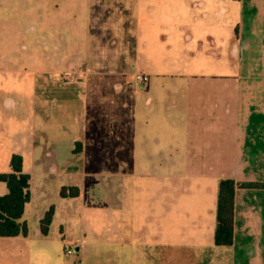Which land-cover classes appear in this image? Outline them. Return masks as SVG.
Instances as JSON below:
<instances>
[{
  "label": "crops",
  "instance_id": "obj_1",
  "mask_svg": "<svg viewBox=\"0 0 264 264\" xmlns=\"http://www.w3.org/2000/svg\"><path fill=\"white\" fill-rule=\"evenodd\" d=\"M58 1L74 14L78 0ZM83 2L104 7L114 39L101 43L87 19L71 48L50 42L52 52L38 56L28 5L20 19L17 0H0V173L20 155L30 192L20 219L28 234L0 237V264H264V188H235L233 243L212 241L219 180L264 183V0ZM95 11L87 12L102 19ZM84 65L95 94L104 69L123 76L131 65L149 76L135 90L139 131L125 144L132 172L108 175L105 194L86 205L97 178L80 142L87 85L61 79ZM62 186L78 196L60 197ZM51 206L44 236L39 222Z\"/></svg>",
  "mask_w": 264,
  "mask_h": 264
},
{
  "label": "rangeland",
  "instance_id": "obj_2",
  "mask_svg": "<svg viewBox=\"0 0 264 264\" xmlns=\"http://www.w3.org/2000/svg\"><path fill=\"white\" fill-rule=\"evenodd\" d=\"M17 4L19 5L18 18L20 19L27 13L25 7L27 5L29 7L27 10L30 13L29 19L33 20V37L35 39L34 43L30 44L29 47L35 55L39 56L43 55V53L52 52L50 42L62 44L67 39L69 41L68 48H71L73 44L70 43L72 41L70 38L74 36V33L80 37L84 35L79 26L86 23L87 19L89 22L92 20L90 22L91 34L99 37L98 39L101 43H107V40L114 39L115 31L109 30V28L105 31L104 28L108 23L104 7L97 9L90 7V9L87 8L86 10L83 0H78L74 14L68 16L69 11L67 9H65V12L63 7H61L60 11L58 8L56 9V7L60 6L58 0H17ZM32 8L34 11L33 18ZM88 10H90L92 15L94 12L98 13L95 10H100L104 16L100 20L94 19L89 15ZM64 16L67 18L66 26H63ZM109 23L111 22L109 21ZM107 45L110 46L111 44L108 43ZM121 56H123L122 53ZM69 64L72 65V62L69 61ZM118 64L120 65V63ZM120 67L123 68L122 66ZM88 70L86 65L76 69H67L64 72L65 75L63 74L61 77L63 80L70 77V79L74 80L72 82L82 81L87 85L85 86L86 88H80L81 92L87 93L88 101H90V108L87 111V116H83L84 125L82 124L84 127L83 132L87 133V135L80 142L84 144L87 151L86 158L89 164L86 166V172L95 174L97 178L95 183H90L84 189V199L82 200L85 205L87 202L92 201L93 198L95 200L105 194L108 175L111 173L121 176L131 174V152L127 154L125 148L128 149V146L126 147L125 144H131L134 135L139 131V125L133 122V115L139 107V98L135 93L138 85L125 82V77L133 73L132 66L127 65L121 69L123 76H114L110 73L108 74L106 69L102 70L101 72L104 73L99 76V84L103 88L99 90L98 94L91 91V86L94 85L93 79L96 76L92 75ZM63 83L67 82L63 81ZM118 85H121V87H117ZM96 101L99 102L98 107L94 106ZM126 180L125 186L127 185L126 187L130 188L132 185L130 178ZM93 192L100 194V196L94 197ZM127 194L131 196L132 191ZM138 194L141 195V193H134V195ZM148 194H154V191L148 192Z\"/></svg>",
  "mask_w": 264,
  "mask_h": 264
},
{
  "label": "trees",
  "instance_id": "obj_3",
  "mask_svg": "<svg viewBox=\"0 0 264 264\" xmlns=\"http://www.w3.org/2000/svg\"><path fill=\"white\" fill-rule=\"evenodd\" d=\"M237 1V0H234ZM0 182L6 185V193L0 195V237L26 236L28 226L20 221L24 206L30 199L29 175L22 171V157L13 154L10 158V171L0 173ZM236 187L264 188V183L237 182L230 177H222L218 183L215 229L213 244L231 246L233 243L234 190ZM75 186H62V198L78 196ZM54 208L51 206L39 222L40 233L47 235L52 221Z\"/></svg>",
  "mask_w": 264,
  "mask_h": 264
},
{
  "label": "built area",
  "instance_id": "obj_4",
  "mask_svg": "<svg viewBox=\"0 0 264 264\" xmlns=\"http://www.w3.org/2000/svg\"><path fill=\"white\" fill-rule=\"evenodd\" d=\"M65 75V74H64ZM80 80V79H79ZM67 82L74 81L72 78L65 79ZM149 81V76L147 74L141 72H134L130 76L125 77V82L128 84L134 83L137 85H146ZM75 82H82V81H75ZM64 253L65 255L71 256L74 253L73 247L71 245L64 246Z\"/></svg>",
  "mask_w": 264,
  "mask_h": 264
}]
</instances>
